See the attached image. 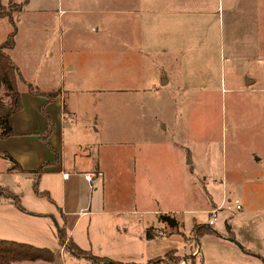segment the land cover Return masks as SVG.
<instances>
[{"label": "rangeland", "instance_id": "374dc122", "mask_svg": "<svg viewBox=\"0 0 264 264\" xmlns=\"http://www.w3.org/2000/svg\"><path fill=\"white\" fill-rule=\"evenodd\" d=\"M127 2L0 0V12L3 13L0 17V44L12 31L9 22H14L16 34L11 59L20 68L23 78L30 82L23 79L24 82L18 84L22 109L14 117L16 133L12 130L15 139L0 144V156L10 157L18 168L12 169L11 162L10 169L14 172L7 173L4 160L0 159V187L7 189L9 196L19 197L21 206L32 212L21 214L5 204L9 198L6 199L4 193L0 194V240L28 244L54 254V261L50 263L15 264H95L90 257L76 256L68 250V234L72 242L90 256H110L112 261L122 264H190L192 259H196L194 264H198L200 255L203 264H259L243 255L237 246L235 250L203 236L196 243L197 235L203 233L202 225H195L191 231L186 225L183 228L157 226L161 230L152 232L151 240L137 241L134 236L141 232L143 223H138L139 216L128 213L133 209L131 201L128 205L123 203V208L116 211L118 216L70 217L65 240L62 245L58 244L57 227L60 230L63 225L57 218L54 205L44 197L36 198L31 185L38 174L37 169L43 168L47 161L52 164L60 162L58 147L54 150L48 142L54 128L60 131L62 106H69L75 116L64 126L63 133L59 132L64 145L77 144L84 149L106 143L111 144L115 151H121L127 144L140 142L143 145L146 140L149 143L163 141L182 150L188 174L180 182L186 192V208L192 213L175 218L182 219L183 223H207L208 216L201 211L208 205L229 200L224 210L228 206L229 212H234V201H237L241 211L232 219L236 223V237L247 239L251 253L264 251V224L262 228L251 224L264 223V59L246 72L240 69L241 73L236 75V64L231 67L224 63L217 45L216 51L209 53L207 67H193L190 69L192 74H187V68L180 69L184 70L182 86L186 88L185 92L142 93L137 87L147 86L154 77L149 72L152 67L147 65L151 63V55L146 65L139 67L143 73L138 76V71L128 69L122 53L115 50L101 52L100 47L98 51L89 50L92 38L83 32L85 23L92 27L93 23H103L106 17L112 20V24H119L117 17L130 6ZM139 8L151 13V0ZM110 12L112 18L103 16ZM149 18L152 19L151 14L145 16V21ZM67 23L78 26V35L74 34L80 56L74 58L73 73L64 72V78H60L59 63L62 60L57 51V38L59 31L67 28ZM258 23L262 27L259 46L264 54V10L262 15L258 11ZM50 47L55 50L52 56L49 55V52L53 54ZM87 54L88 58L85 57ZM61 56L67 60L66 51ZM244 77L253 79L254 84L245 86ZM27 85L42 93L45 89H59L60 86H71L74 91L72 97L67 94L64 100L61 99L64 101L62 104L63 101L57 98V90L46 92L45 97L29 93ZM131 87L134 89L128 91ZM53 95L55 97L49 101L47 98ZM10 151L15 159L10 156ZM29 152L30 156L42 158L43 163L37 165L33 159L29 161L26 157ZM123 155L126 154L123 152ZM121 163L120 157H114L116 167H121ZM93 170L90 172L93 177L90 184L84 181L83 176L71 179L75 180L73 185L78 191L88 187L98 189L92 193V206L96 198L101 197L103 181L102 177L95 176ZM54 179L56 181V178L44 176L38 182V191L53 188ZM140 180L136 174V179L125 180L122 177L118 182L129 186L121 188L126 190L125 195L129 196L135 190L137 199L152 186L157 191L158 185L162 193L170 191L172 196L178 190L176 180L154 179L147 184ZM50 190V201L58 200L59 192ZM51 213L56 218L57 227L46 218L51 217L48 215ZM225 213H218L217 221L211 227V230L217 229L219 237L226 233L223 231L228 219ZM158 217L163 219L164 216ZM238 223L244 224L239 226ZM158 231L164 232L166 237H158ZM116 236L123 243L117 242ZM172 249L178 253L173 258H166L165 254Z\"/></svg>", "mask_w": 264, "mask_h": 264}, {"label": "crops", "instance_id": "0c3cea01", "mask_svg": "<svg viewBox=\"0 0 264 264\" xmlns=\"http://www.w3.org/2000/svg\"><path fill=\"white\" fill-rule=\"evenodd\" d=\"M146 1L150 0H128L126 4L130 6L121 11L119 16L117 15V18L120 19L119 24H112V20L106 17L103 23H93L92 27L85 23V28H83V32L89 33L92 38L89 50L93 48V50L98 51L97 49L100 47L103 50L101 52L115 50L122 53V56L127 60L128 69L138 71L136 74L138 76L143 73V71L139 70V67L141 65L145 66L151 55V63L147 65L152 67L150 68L152 71L149 70V72L150 74L153 73L154 77L150 79L149 76L152 82L147 84V86L137 87L142 93L185 92L186 88L182 86L184 85V70L180 69L187 68L189 71L187 74H192L190 69L193 67H207L210 60L209 53H214L217 45L223 56L222 61L230 64L231 67L233 63L236 64V75L241 73L240 69L246 72V69L256 67L264 59V54L259 46L262 27L258 23V11L262 15L264 0H151V13L144 12L142 8H139ZM149 14H151L152 19L149 18L146 22L145 16H149ZM103 16L111 17L112 14L111 12L109 14L105 13ZM66 26V29L59 31L57 38L59 45L57 51L62 60L59 63L62 69H60V78L64 76V72L69 75L73 73L75 68L74 58L80 56V50L76 47L77 36L75 37L74 34L78 35V26L70 23H67ZM119 41L120 44H117ZM51 47L49 51H52L53 54L49 52L50 56L55 54V50ZM13 49L8 51L10 57ZM65 51L67 60H64V57L61 56ZM88 54L85 56L86 58H88ZM163 67H165V71ZM18 69L22 76L20 68ZM26 81L29 82V80ZM245 81H251L254 84V80L248 77H244L243 82ZM178 85H181V88H178ZM133 89L134 87H131L127 90ZM45 90L44 93L50 90H57V98L59 100H64L67 94L72 97L71 94L74 91L71 86H60L59 89ZM18 113L20 112L15 114ZM15 114L12 115L11 120L12 129L16 133ZM74 116V112L69 106L67 108L62 106L59 121V132L61 134L64 126L71 123V118ZM54 129L48 145L54 150H57L58 147L60 162L59 164H52L49 160L43 168L37 169L38 176L36 175V178L32 180L31 187L36 180L38 188V182L44 176L49 179L51 177L56 178V181L54 179L52 182L53 188H48L46 191L48 196L51 193L50 189L59 192L58 200H53L54 202L49 200V202L54 205V211L57 213V218L61 221L65 232L67 223H71L70 217L118 216L119 214L116 211L123 208V203L128 205L130 201L133 209L128 213L133 216H139L140 220L138 223H143L141 232L134 236L137 241H148L145 236L147 230H150L151 235L152 232L161 230L157 229V226L162 228L167 226L163 219L158 216L170 217L175 221V227L183 228L186 225L188 231H191L195 225L207 227V223H183L181 222L182 219L178 220L175 218L177 215H190L192 213L190 209L187 210L186 208V196H184L186 192L184 188L182 189V183L180 182L188 174L186 159L182 150L170 147L163 141L149 143L146 140H144L143 145L140 142L127 144L125 147L128 149L127 151L126 149L115 151L111 144L106 143L98 147L91 148L90 146L80 149L77 144L73 146L64 145V142L59 137V132ZM47 132L50 133L51 131ZM13 139H15L14 135L4 140L0 139V144H6ZM123 152L126 155H123ZM10 156L15 159L12 151H10ZM116 156L123 161L119 168L114 165V157ZM26 157L29 161L33 159L37 165L43 163L41 162L42 158L30 156V152ZM1 158L4 160L6 172H14L10 169L11 162L3 158V156H0ZM89 168L91 170H87ZM93 169H95V176L102 177L103 181L101 182V197H97L95 205L92 206V193L97 192L98 189L93 190L88 187L87 190L78 191L73 185L75 180L71 179L83 176L84 181L90 184L91 182L85 180V176L90 175V172L94 171ZM136 174L141 179L140 181L146 184L154 179L176 180L178 190L173 193V196L167 190V193L164 194L161 192V187L156 184L158 192L152 186L150 190H145L139 199L136 198L135 190L129 196L128 194L125 195L126 190H121V188L124 185H126L125 188H129V186L127 183L118 182V180L122 179V177L125 180L136 179ZM5 190L7 191V189ZM33 194L36 198L39 197L34 191ZM14 197L17 198V205L10 198L5 200L4 203L17 209L21 214L32 213L31 210L29 211L21 206L19 197ZM98 202H100V205ZM227 202L230 203L229 200L212 203L205 208L206 210L201 211L208 218L212 210H219V214L226 212V218L229 219L225 221L223 226V231L226 233L219 237L217 229H214L212 230L214 234H206L203 237L211 239V242L222 246L235 248V250L238 247L243 255L249 257L252 261L256 260L259 264H263L259 257H264V251L251 253L250 243L247 242V239L240 236L236 237V223L232 222V219L241 210L235 212L234 209V212H229L230 207L228 206L227 210H224ZM19 206L24 211L20 210ZM124 208L126 209V207ZM34 215L36 216V214ZM48 215L51 217L46 216V218L51 219L57 227L56 218L52 216V213ZM238 224L242 226L244 223ZM251 224L262 228L264 223ZM125 235L128 236L127 233ZM67 236L71 239L69 234ZM116 240L123 243L122 239H118L117 236ZM172 250L178 253L176 249ZM195 251L200 254L197 248H195ZM109 257L105 256L102 258L111 260L112 258Z\"/></svg>", "mask_w": 264, "mask_h": 264}, {"label": "trees", "instance_id": "16d2710c", "mask_svg": "<svg viewBox=\"0 0 264 264\" xmlns=\"http://www.w3.org/2000/svg\"><path fill=\"white\" fill-rule=\"evenodd\" d=\"M3 13L0 12V17L2 18ZM12 25V31L8 34L5 41L0 44V139L4 140L13 135L12 130V120L11 117L13 114L20 112L22 109L20 93L18 92V84L20 82H24L23 78L19 72V69L12 61L11 57L8 54V51L13 49L14 47V36L16 34V26L14 22H9ZM27 89L29 93L35 95H45L46 93L39 92L37 89L31 87V85H27ZM52 97H48L47 99L50 101ZM49 131V130H48ZM7 159L12 162L13 168H18L17 164L12 161L10 157ZM33 191L39 197H44L48 200L49 196L47 192H39L37 188L36 180L33 182ZM4 193L7 198H10L14 204L17 205L16 197L11 198L8 195L7 191L0 187V194ZM20 210L24 211L19 206ZM203 233L201 235H197L195 241L198 242V239L206 234H214V232L209 227H202ZM57 238L58 244L62 245L66 232L64 228L60 230L57 229ZM146 239L151 240L153 237L150 235V230L146 231ZM68 250L76 255V256H84L87 258L90 257L91 261L95 262V264H122L121 262L112 261L102 257L90 256L84 250L80 249L77 245H75L71 239H68ZM176 253L175 250H170L165 254L166 258H173V255ZM264 264V257H259ZM196 259L190 260V264H194ZM43 261L45 263H50L54 261V254L47 250L36 248L28 244L0 240V264H15L22 262H36ZM198 264H203V258L200 256V260Z\"/></svg>", "mask_w": 264, "mask_h": 264}, {"label": "built area", "instance_id": "2783aa9c", "mask_svg": "<svg viewBox=\"0 0 264 264\" xmlns=\"http://www.w3.org/2000/svg\"><path fill=\"white\" fill-rule=\"evenodd\" d=\"M85 180L87 182H91L92 177L90 175H86L85 176ZM234 205H235V211L236 212L240 211V206H239L237 201H234ZM218 212H219V210H212L209 213V218H208V221H207V224H206L207 227L211 228L214 225V223L217 221ZM156 234H157L158 237H163V238L166 237L165 233L161 232V231H158Z\"/></svg>", "mask_w": 264, "mask_h": 264}, {"label": "water", "instance_id": "95a60500", "mask_svg": "<svg viewBox=\"0 0 264 264\" xmlns=\"http://www.w3.org/2000/svg\"><path fill=\"white\" fill-rule=\"evenodd\" d=\"M245 83H246L245 84L246 86H249L252 84L251 81H245ZM163 221L167 224L169 228H174L176 225L175 221L171 219L170 217H163Z\"/></svg>", "mask_w": 264, "mask_h": 264}]
</instances>
